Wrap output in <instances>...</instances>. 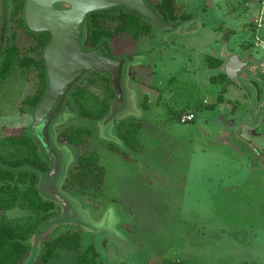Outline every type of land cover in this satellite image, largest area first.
<instances>
[{
	"label": "rangeland",
	"instance_id": "374dc122",
	"mask_svg": "<svg viewBox=\"0 0 264 264\" xmlns=\"http://www.w3.org/2000/svg\"><path fill=\"white\" fill-rule=\"evenodd\" d=\"M159 1L150 0L155 6ZM176 2L196 17L194 23L165 38L154 29L137 42L121 36L111 43L114 57L134 61L126 81L130 99L124 98L121 109L127 113L112 126L67 113L54 126L56 145L67 159L58 190L78 209L70 206L66 218L80 214L87 223L83 227L66 222L34 236L31 246L36 252L31 261L30 252L25 264H35L47 234L74 230L81 234L80 251L95 246L100 254L97 264H161L164 259L184 264H264V147L258 149L264 141L249 132L255 129L251 118L264 101L258 105L252 88L248 94L230 84L223 103L194 113V120L186 124L168 117L163 102L169 101V78L177 75L197 84L204 104H215L221 85H212L209 77L219 71L207 68L203 60L206 55L219 58L224 52L220 25L237 30L228 37L229 46L248 40L237 29L245 19L243 0ZM13 29L9 17L8 37ZM16 37L20 50L30 51V37L21 31H16ZM240 54L246 58L243 51ZM263 55L261 48L252 49L259 63L264 62ZM35 80V73L28 81L13 74L0 82V137L25 133L31 125V113L22 115L19 108L20 101L33 93ZM92 91L103 96L101 89ZM145 96L146 110L141 107ZM127 118L143 122L137 152L125 148L114 133V125ZM68 126L92 130L85 148L95 151L105 168L101 193L93 194L91 189L69 193L63 188L76 155L82 152L58 143L57 132ZM109 143L129 159L111 151ZM55 204L59 216L62 208ZM25 214L15 208L0 213V218L13 220ZM77 258V252L61 251L60 258L49 264H78Z\"/></svg>",
	"mask_w": 264,
	"mask_h": 264
},
{
	"label": "trees",
	"instance_id": "16d2710c",
	"mask_svg": "<svg viewBox=\"0 0 264 264\" xmlns=\"http://www.w3.org/2000/svg\"><path fill=\"white\" fill-rule=\"evenodd\" d=\"M7 2L11 5L10 20L14 24V29L7 37L3 51L0 45V82H7L13 74H20L22 80L28 81L31 74H36L33 93L20 101L19 113L26 115L38 105L48 90L41 51L50 35L47 32L34 34L27 30L23 20L24 0ZM156 7L167 23L187 22L192 18V14L187 13L184 6L178 4L176 0H160ZM86 30L85 50L103 47L112 57L114 56L111 43L116 38L124 36L137 42L154 32L150 23L123 7L89 13ZM16 31L24 32L30 37L33 43L30 51L23 53L20 50ZM204 63L209 69L223 66L222 60L211 56H205ZM210 83L221 85L220 94L215 104H204L205 99L195 82L183 80L177 75L170 77L166 85V90L170 93L168 104L165 105L167 116L180 122L184 114L194 115L196 112L211 111L216 105L223 103L226 87L233 81L222 71L212 76ZM92 88L101 89L103 96L94 93ZM114 98L111 75L93 71L69 93L67 107L78 117L100 122L108 116ZM141 107L148 109L146 96L141 102ZM142 126V120L127 118L114 125V133L125 148L137 152L140 148L138 135ZM91 136L92 130L86 126H68L57 132V141L60 145L82 150L76 155L75 165L63 184L64 190L69 193L85 189H91L93 194L102 192L106 177L105 168L99 163L97 153L85 148ZM107 147L129 159L116 145L109 143ZM48 171L49 164L40 156L38 146L30 136L22 133L0 137V213L15 208L26 213L13 220L3 216L0 218V264H25L32 250L31 239L58 215L57 205L43 199L37 187L40 175ZM49 234L40 242L42 251L35 264H49L50 261L60 258L61 251L77 252L78 264L98 263L100 254L94 245L89 244L80 251L79 231H66L51 237H48ZM161 264L184 262L164 259Z\"/></svg>",
	"mask_w": 264,
	"mask_h": 264
},
{
	"label": "water",
	"instance_id": "95a60500",
	"mask_svg": "<svg viewBox=\"0 0 264 264\" xmlns=\"http://www.w3.org/2000/svg\"><path fill=\"white\" fill-rule=\"evenodd\" d=\"M117 7H123L138 14L150 23L163 38L191 22H165L157 7L150 0H24L23 20L27 30L34 34L47 32L50 35L41 51L48 90L45 97L30 112L32 123L25 134L37 144L40 156L49 164L48 173L40 175L37 185L39 193L43 199L57 203L62 208V213L40 230L37 237H40L44 231L66 222L76 223L83 227L87 223L80 214L74 219L66 218L67 209L70 206L76 207L58 190L67 159L63 156V150L56 145L54 126L65 114L71 113L67 107L69 93L80 85L90 72L109 73L115 98L111 103L108 116L101 123L103 122L104 126L105 124L112 126L114 121L127 113V109L123 112L121 109L124 98L130 99L126 81L130 63L134 64V61L124 56L112 57L103 47L91 51L85 50L88 14ZM9 17L10 6L7 0H0L2 51L8 37ZM245 66L246 63L238 57L231 56L225 65V74L229 79L240 83L238 72ZM120 81L123 82L121 83L122 89ZM256 87L261 93L260 86L257 84ZM55 179H57L56 185L53 184L46 191L48 184L54 182ZM35 252L36 249L32 248L30 261Z\"/></svg>",
	"mask_w": 264,
	"mask_h": 264
},
{
	"label": "crops",
	"instance_id": "0c3cea01",
	"mask_svg": "<svg viewBox=\"0 0 264 264\" xmlns=\"http://www.w3.org/2000/svg\"><path fill=\"white\" fill-rule=\"evenodd\" d=\"M263 2L264 0H243V9L245 10V14H244L245 19L241 23V28L237 26V29H239V31L244 32L247 35L248 40H243V42L241 43L234 44V46H229L228 37L235 35L237 30L231 27L226 28L224 27V25H220L219 29L220 30L224 29V37H225V40L223 42L224 52H222L219 58L211 56L213 58L223 61V66L220 68H216L218 69L219 73L222 71H224L225 73V65L227 64L231 56H236L242 62L246 63V66L243 67L238 72V79L240 83H237L230 79L231 81H233V83H230V84L238 85L248 94L251 90L250 88H252L253 91L256 93V101L258 105H262L264 101V84L262 83L264 82V62L259 63L260 60L258 61L256 57L252 56V49L261 48L264 53V29H257V24H256V21L260 15V12L263 6ZM203 9L205 10L204 7ZM195 20H196V17L194 18V15L192 14V18L189 20L191 21L190 24L194 23ZM241 51H243V54H246L245 59L242 57L243 55L240 54ZM206 56H209V55H206ZM262 58L264 59V55ZM211 77L212 76H210L209 79ZM230 84H228L226 87V93L229 91L228 87ZM257 84L260 86L261 93H259L256 87ZM159 94L160 95L158 97L157 104L158 102H160V97L162 93H159ZM225 95H224V98H225ZM169 97H170V94H169ZM163 102H165V105L168 104V101L163 100ZM160 106H162L161 103H160ZM260 108L261 109L258 112H255L251 118V123H253L251 125L255 129L249 130V132H250V135H252L255 140L261 139L262 141H264V107H260ZM233 122L235 121L234 120L230 121L228 125H231ZM262 147L264 146H260L258 147V149L261 150L263 149Z\"/></svg>",
	"mask_w": 264,
	"mask_h": 264
},
{
	"label": "built area",
	"instance_id": "2783aa9c",
	"mask_svg": "<svg viewBox=\"0 0 264 264\" xmlns=\"http://www.w3.org/2000/svg\"><path fill=\"white\" fill-rule=\"evenodd\" d=\"M256 24H257V29H264V2H263L260 15L256 21ZM194 118L195 117L192 113L184 114L180 118V123L186 124V123L192 122Z\"/></svg>",
	"mask_w": 264,
	"mask_h": 264
},
{
	"label": "flooded vegetation",
	"instance_id": "af4514ba",
	"mask_svg": "<svg viewBox=\"0 0 264 264\" xmlns=\"http://www.w3.org/2000/svg\"><path fill=\"white\" fill-rule=\"evenodd\" d=\"M60 7H63V6H60Z\"/></svg>",
	"mask_w": 264,
	"mask_h": 264
}]
</instances>
